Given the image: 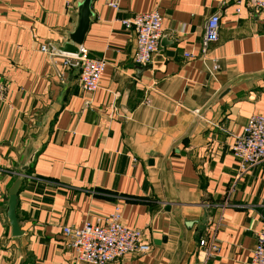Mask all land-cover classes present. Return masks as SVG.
<instances>
[{"label":"crops","instance_id":"1","mask_svg":"<svg viewBox=\"0 0 264 264\" xmlns=\"http://www.w3.org/2000/svg\"><path fill=\"white\" fill-rule=\"evenodd\" d=\"M79 1L0 0V264H88L62 228L115 206L150 250L107 264H249L264 228V162L237 176L231 145L264 114V11L248 0H121L117 11L93 0L74 46L106 65L85 93L78 68L38 48L70 42ZM153 10L163 33L143 69L120 20ZM214 13L218 39L204 51ZM18 177L14 236L6 211ZM201 239L218 251L204 258Z\"/></svg>","mask_w":264,"mask_h":264},{"label":"built area","instance_id":"2","mask_svg":"<svg viewBox=\"0 0 264 264\" xmlns=\"http://www.w3.org/2000/svg\"><path fill=\"white\" fill-rule=\"evenodd\" d=\"M121 0H105V4L117 11ZM248 5L255 10L264 11V0H248ZM122 25L135 34L136 50L133 60L138 65H147L157 50L162 36L161 16L156 11L135 13L120 20ZM219 15L211 14L205 22L202 49L216 42L219 32ZM42 53L51 57H62L67 66L79 69L78 84L85 93H93L100 87V78L105 68L103 58L89 56L88 50L79 46L77 52H65L56 45L40 44ZM191 57V53H185ZM216 67V66H215ZM89 102L86 101V104ZM233 155L239 161L237 176L248 169L264 162V114H252L242 131L235 135L231 145ZM24 177H29L28 174ZM62 232L66 244L74 250L76 261L88 264H107L132 253H146L150 243L145 233L139 228L128 227L122 220L120 208L100 221H85L81 226H64ZM204 258L214 255L218 245L214 241H199ZM249 264H264V228L256 234V244Z\"/></svg>","mask_w":264,"mask_h":264},{"label":"water","instance_id":"3","mask_svg":"<svg viewBox=\"0 0 264 264\" xmlns=\"http://www.w3.org/2000/svg\"><path fill=\"white\" fill-rule=\"evenodd\" d=\"M93 0H80L78 2V19L75 29L69 34V43H66L61 47L62 51L65 52H76L77 48L74 44H81L83 41L84 34L88 28V23L91 16L90 5ZM150 65H145L143 69L149 68ZM24 173L21 175H26L28 170L27 166L21 169ZM22 185V178L18 177L14 180L12 185L8 189V201H7V217L12 229V235H20L22 231L19 227V218L17 217V204H18V193Z\"/></svg>","mask_w":264,"mask_h":264}]
</instances>
